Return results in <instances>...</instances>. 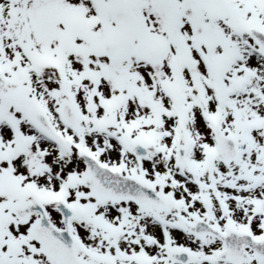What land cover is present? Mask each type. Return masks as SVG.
<instances>
[{"label": "snow or ice", "instance_id": "6c2138e0", "mask_svg": "<svg viewBox=\"0 0 264 264\" xmlns=\"http://www.w3.org/2000/svg\"><path fill=\"white\" fill-rule=\"evenodd\" d=\"M0 264H264V0H0Z\"/></svg>", "mask_w": 264, "mask_h": 264}]
</instances>
